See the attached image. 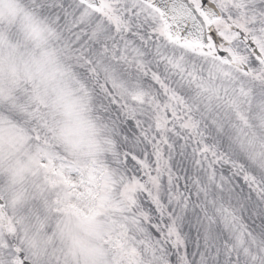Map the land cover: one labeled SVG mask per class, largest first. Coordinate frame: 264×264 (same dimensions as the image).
I'll list each match as a JSON object with an SVG mask.
<instances>
[{"label": "snow or ice", "instance_id": "1", "mask_svg": "<svg viewBox=\"0 0 264 264\" xmlns=\"http://www.w3.org/2000/svg\"><path fill=\"white\" fill-rule=\"evenodd\" d=\"M0 264H264V0H0Z\"/></svg>", "mask_w": 264, "mask_h": 264}]
</instances>
